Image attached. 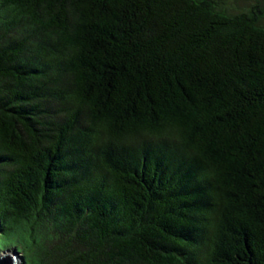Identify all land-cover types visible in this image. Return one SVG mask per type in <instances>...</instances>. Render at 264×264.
Wrapping results in <instances>:
<instances>
[{"label":"trees","instance_id":"16d2710c","mask_svg":"<svg viewBox=\"0 0 264 264\" xmlns=\"http://www.w3.org/2000/svg\"><path fill=\"white\" fill-rule=\"evenodd\" d=\"M9 249L264 264V0H0Z\"/></svg>","mask_w":264,"mask_h":264},{"label":"water","instance_id":"95a60500","mask_svg":"<svg viewBox=\"0 0 264 264\" xmlns=\"http://www.w3.org/2000/svg\"><path fill=\"white\" fill-rule=\"evenodd\" d=\"M0 264H21L19 256L14 253H7L0 258Z\"/></svg>","mask_w":264,"mask_h":264},{"label":"rangeland","instance_id":"374dc122","mask_svg":"<svg viewBox=\"0 0 264 264\" xmlns=\"http://www.w3.org/2000/svg\"><path fill=\"white\" fill-rule=\"evenodd\" d=\"M11 252H14V250H12V249H9V250H0V258L2 256H4L5 254L11 253ZM20 263H21V261H20Z\"/></svg>","mask_w":264,"mask_h":264},{"label":"clouds","instance_id":"9594fccd","mask_svg":"<svg viewBox=\"0 0 264 264\" xmlns=\"http://www.w3.org/2000/svg\"><path fill=\"white\" fill-rule=\"evenodd\" d=\"M20 259V258H19Z\"/></svg>","mask_w":264,"mask_h":264}]
</instances>
